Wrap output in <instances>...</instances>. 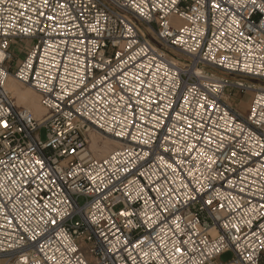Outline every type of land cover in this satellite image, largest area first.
<instances>
[{
	"label": "built area",
	"instance_id": "1",
	"mask_svg": "<svg viewBox=\"0 0 264 264\" xmlns=\"http://www.w3.org/2000/svg\"><path fill=\"white\" fill-rule=\"evenodd\" d=\"M0 264H264V0H0Z\"/></svg>",
	"mask_w": 264,
	"mask_h": 264
},
{
	"label": "rangeland",
	"instance_id": "2",
	"mask_svg": "<svg viewBox=\"0 0 264 264\" xmlns=\"http://www.w3.org/2000/svg\"><path fill=\"white\" fill-rule=\"evenodd\" d=\"M173 21L174 22L175 21L178 22V20L176 18H174ZM142 32H144V31L142 30ZM149 37L152 39V36H151L150 32H149ZM28 45H29L28 42L27 43L26 42L19 43L18 45L15 46V50L18 51V49L25 48ZM21 57H22V55H19L18 53H16V57H15L16 60L17 59L18 60L21 59ZM11 80H13V79L10 78L9 82ZM11 83H13V82H11ZM15 83L17 85L16 84H13L12 87H13V89H14V91H15L16 94L17 93H21V91L23 90V91H28L31 94V98H32L31 101H33L34 99L36 100V98H38L36 96V94L32 90H30L29 88H27L26 86H24L22 84H19L17 82H15ZM34 94H35L36 98H35V96H33ZM11 97H12V100L15 103L16 106H18V107H26V108L30 109L31 112L35 115L34 108L33 107L30 108V105L32 103L31 101L20 102V101H18L19 95H16V98L13 97L12 95H11ZM249 100L250 99H249V96L248 95L240 96L239 94H234L232 96L230 102L237 109L244 111V109L247 107V103L249 102ZM93 134H94L95 138H92L91 137V135H93ZM37 136L39 137L40 141L44 142L46 140V129L43 128V127L40 128L37 131ZM89 138H90V141L94 140L93 150L95 151L94 152V155H95L96 158H102L109 151L113 150V148H112L113 144H112V142L109 139L104 138V137H102L99 134H96L94 132H90L89 133ZM104 144H105V146H104ZM78 203H79V205H83L84 204V199L83 198H79L78 199ZM229 258H230V255H228V254L227 255H224V256L221 257V261L222 262H226V261L229 260Z\"/></svg>",
	"mask_w": 264,
	"mask_h": 264
},
{
	"label": "bare ground",
	"instance_id": "3",
	"mask_svg": "<svg viewBox=\"0 0 264 264\" xmlns=\"http://www.w3.org/2000/svg\"><path fill=\"white\" fill-rule=\"evenodd\" d=\"M9 80L10 79H8V82H7V86H6V89H7V91H9L10 92V94L13 96V97H15L16 98V95H19V99H18V101H20V102H26V101H31L32 100V98H31V94L28 92V91H21V93H15V91H14V89H13V87H12V85L13 84H16L15 83V81L14 80H11L10 82H9ZM11 82H13V83H11ZM17 85V84H16ZM33 96H35V94L33 95ZM37 96V95H36ZM36 96H35V98H36ZM32 103H31V105H30V108L31 107H33L34 108V112H35V117L36 118H39V117H41L42 115H44L45 114V111L43 110V108L39 105V102H38V98H36V100L34 99L33 101H31ZM91 137L92 138H95V136H94V134L93 135H91ZM93 141V142H92ZM92 141H90V148H92L93 149V147H94V140H92ZM112 142V144H113V146H112V148L113 149H115V148H119L120 147V144L119 143H117V142H114V141H111ZM104 146H105V144H104ZM110 152V151H109ZM108 152V153H109ZM107 153V154H108ZM106 154V155H107ZM105 156V155H104Z\"/></svg>",
	"mask_w": 264,
	"mask_h": 264
}]
</instances>
